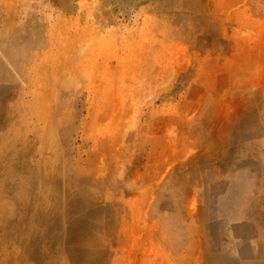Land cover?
Masks as SVG:
<instances>
[{"label":"rangeland","instance_id":"1","mask_svg":"<svg viewBox=\"0 0 264 264\" xmlns=\"http://www.w3.org/2000/svg\"><path fill=\"white\" fill-rule=\"evenodd\" d=\"M0 183L4 264H264V0H0Z\"/></svg>","mask_w":264,"mask_h":264},{"label":"bare ground","instance_id":"2","mask_svg":"<svg viewBox=\"0 0 264 264\" xmlns=\"http://www.w3.org/2000/svg\"><path fill=\"white\" fill-rule=\"evenodd\" d=\"M61 31H62V29H61ZM44 49V48H43ZM74 56H76V55H73V56H71V57H74ZM61 59H63V58H61ZM67 60H69V58L67 59ZM62 61V60H61ZM63 62V61H62ZM62 70H64V69H62ZM61 72V71H60ZM57 75H58V73H57ZM63 77V76H62ZM44 101V100H43ZM0 188L2 189L3 188V185L0 183ZM17 194V191H14V194H12V195H14V199H16L17 201H19L18 200V195H16ZM20 194V193H19ZM2 194H1V191H0V236L2 235V239H4L2 242H0V247L2 246V247H5V243L7 244V243H10V241H9V239L6 237V236H8L9 235V232L7 231V229H8V226H7V223L9 222V220H10V216H9V214L7 213V211L5 210V208H4V202L2 201ZM75 198H76V196H74V195H71V194H68V197L66 196V199L64 200V202L62 203L61 201H59L60 202V205L58 206V208L55 210V212L56 211H64L65 213H66V215L69 217V216H71V218H72V216H73V207H74V201H75ZM15 200V201H16ZM58 202V203H59ZM21 203H23V202H21ZM54 215H56V213H54L53 212V216ZM62 216V215H61ZM208 216V215H207ZM50 216H45V217H42L41 218V220H42V222H43V226H42V229H43V233H41V235L43 234V236L46 238V240H47V233H51L49 230L52 228V226H51V224L49 223V220H50V218H49ZM53 218H55V217H53ZM62 219H64V218H62ZM74 219V218H73ZM73 219H72V221H73ZM76 219V218H75ZM53 220V219H52ZM55 220V219H54ZM63 221V220H62ZM67 221H69V220H67ZM71 221V222H72ZM31 222V221H30ZM99 222V221H98ZM242 222V221H241ZM32 223V222H31ZM70 223V222H69ZM69 223H68V225H69ZM73 223V222H72ZM241 224V223H240ZM68 225L67 226H65V227H68ZM242 225V224H241ZM31 227V226H30ZM64 227V228H65ZM203 227V226H202ZM69 228V227H68ZM68 228H67V230H68ZM39 230H40V228H38ZM41 232V231H40ZM200 232V231H199ZM67 233V232H66ZM75 233V232H74ZM209 233V232H208ZM39 235H40V233H38ZM35 235V234H34ZM92 235V234H91ZM208 235V234H207ZM15 236V235H14ZM23 236V235H22ZM38 236V235H37ZM82 236V235H81ZM199 236V235H198ZM9 237V236H8ZM44 237H42V238H44ZM53 238V237H52ZM62 238V237H61ZM27 239V238H26ZM38 239V238H37ZM78 239H79V237H78ZM76 240V239H75ZM202 240V239H201ZM62 241V240H61ZM81 241V240H80ZM47 242V241H46ZM63 242V241H62ZM209 242V241H208ZM223 242H224V240H223ZM242 242V241H241ZM244 242V241H243ZM26 243V242H25ZM199 243V242H198ZM80 244V243H79ZM232 248V247H231ZM211 249V248H210ZM64 250H65V247H64ZM69 251H70V249H69ZM74 251V250H73ZM232 251V250H231ZM29 252V251H28ZM2 254V253H1ZM73 254V253H72ZM9 255H10V253H9ZM224 255H226V254H224ZM27 256H28V254H27ZM240 256V255H239ZM14 257V256H13ZM7 259V258H6ZM11 259V258H10ZM77 259V258H76ZM229 261V260H228ZM233 261V260H232ZM5 262L3 261V259L2 258H0V264H4ZM224 264V263H223Z\"/></svg>","mask_w":264,"mask_h":264}]
</instances>
